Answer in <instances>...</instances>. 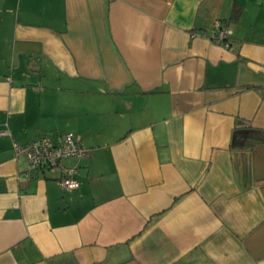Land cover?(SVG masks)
<instances>
[{
    "label": "crops",
    "instance_id": "1",
    "mask_svg": "<svg viewBox=\"0 0 264 264\" xmlns=\"http://www.w3.org/2000/svg\"><path fill=\"white\" fill-rule=\"evenodd\" d=\"M1 130L0 264H264V0H0Z\"/></svg>",
    "mask_w": 264,
    "mask_h": 264
},
{
    "label": "built area",
    "instance_id": "2",
    "mask_svg": "<svg viewBox=\"0 0 264 264\" xmlns=\"http://www.w3.org/2000/svg\"><path fill=\"white\" fill-rule=\"evenodd\" d=\"M215 25L218 29L216 38L225 42L231 30L224 27L220 21H216ZM6 133V130L0 131V134ZM13 148L17 154L25 155L32 167L56 174L54 181L61 187H78L80 160L88 155V150L81 138L73 132H66L56 138L44 134L24 144L14 142ZM68 159L73 160L71 165L64 163Z\"/></svg>",
    "mask_w": 264,
    "mask_h": 264
},
{
    "label": "trees",
    "instance_id": "3",
    "mask_svg": "<svg viewBox=\"0 0 264 264\" xmlns=\"http://www.w3.org/2000/svg\"><path fill=\"white\" fill-rule=\"evenodd\" d=\"M238 12H239V10H237V11L235 10V11L232 13V15H231V16H232V18H233V17H235V18H236V16L238 15Z\"/></svg>",
    "mask_w": 264,
    "mask_h": 264
}]
</instances>
